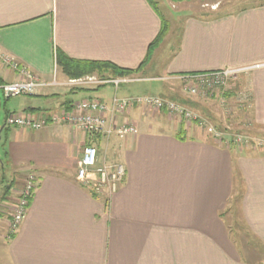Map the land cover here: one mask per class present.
I'll list each match as a JSON object with an SVG mask.
<instances>
[{
  "label": "crops",
  "instance_id": "1",
  "mask_svg": "<svg viewBox=\"0 0 264 264\" xmlns=\"http://www.w3.org/2000/svg\"><path fill=\"white\" fill-rule=\"evenodd\" d=\"M178 12L176 43L154 52L141 79L246 68L241 82L250 91L254 121L264 125V3L216 17ZM159 29L146 0H0V50L17 66L0 61V86L21 80L20 70L47 84L7 99L0 91L1 207H8L26 174L38 180L10 239L0 212V264H264V154L223 149L196 127L180 140L178 123L165 130L163 114L138 108L116 118L107 114L115 126L136 127L122 140L84 138L65 125L30 130L5 124L11 114L38 118L73 102L96 99L110 106L114 94L131 97L119 90L106 95L114 88L109 84L75 89L57 69L55 52L136 69ZM153 70L157 75H146ZM54 79L57 84L49 85ZM85 142L96 148L98 166L125 167L110 197L76 179ZM233 207L249 231L243 236H253L261 250L239 243L245 241L240 229L238 239L225 219Z\"/></svg>",
  "mask_w": 264,
  "mask_h": 264
},
{
  "label": "rangeland",
  "instance_id": "2",
  "mask_svg": "<svg viewBox=\"0 0 264 264\" xmlns=\"http://www.w3.org/2000/svg\"><path fill=\"white\" fill-rule=\"evenodd\" d=\"M158 11L161 13L162 17L168 24L167 33L160 40L158 45L152 52V55L155 51L162 54L164 50H166L167 42L176 43V38L178 36V31L181 23L182 12L181 9L185 12L184 14H192L196 17H206V16H222L228 13H233L238 11L241 8H245L251 5L264 3V0H186L179 1L181 3L176 4L177 2H173L172 0H152ZM173 2V3H172ZM181 14V15H180ZM179 17V18H178ZM173 47V45H171ZM170 47V48H171ZM2 55L0 50V56ZM157 60V57L155 58ZM154 60V59H153ZM152 60V61H153ZM155 60V61H156ZM1 61V57H0ZM2 62V61H1ZM5 64V62H2ZM149 63V62H148ZM147 63V64H148ZM143 70V68H142ZM142 70L131 77L128 78H110L108 75L104 76H91L89 78L93 79L94 84H86L81 86L71 85L75 89H96L99 86H105V84L100 83L105 80H118L124 79L125 82L121 83V85L115 86L114 84H109L112 87H108L106 90V95H110L111 92L115 90H119V95H131L128 97H118L114 94L113 97H116L118 100L122 99H130L133 97H142L144 96H154L157 98H161L167 102L173 103L178 106L180 109L185 110V112H189L193 119H186L185 116L175 112H169L166 107L155 109L152 107H143L136 104H132L130 108H127L124 111V114L127 115L129 110L133 108H138L144 110L148 115L150 114H163L166 120L167 126H164L165 130H171V128H177L178 132H184L187 128L196 127L201 134L207 139L210 138L211 141L219 144V147L223 149H231L236 152L246 153V154H254L258 153L264 154V127L262 125L257 124L253 118V110L251 102L250 91L245 87V82H241V72L235 73L234 75L226 78L221 83H210L209 80H192L189 82H183V78L186 76H178L176 78H171L170 80L164 79H156V80H145L141 78H145L146 76L142 73ZM149 71V70H148ZM147 72L146 75H157V71ZM19 73V72H18ZM161 77L166 75L158 72ZM145 76V77H144ZM90 79V80H91ZM169 83V85L167 84ZM171 84V85H170ZM167 85L166 93H163L159 96L157 95H146V94H158L162 93L163 87ZM196 88L194 93L192 90ZM92 92V91H91ZM169 94V96L167 95ZM139 95V96H137ZM142 95V96H141ZM2 103L6 99L1 96ZM96 100V99H94ZM8 102V101H7ZM75 102L69 105L70 108ZM52 113V112H49ZM54 113V112H53ZM2 119L0 118V125L3 122V111L0 112ZM113 117L116 118L115 112L112 113ZM122 114V115H124ZM121 117V114L119 115ZM113 117H109V124L112 126L113 132L110 133L108 138L115 136L114 134V124L112 123ZM130 124V123H124ZM56 125H65L72 129L78 135H82L84 138L98 136L92 134H82L78 132L73 127L66 125L64 123H57ZM123 125V124H122ZM121 126V125H120ZM172 126V127H171ZM10 127V126H8ZM134 127V126H133ZM179 127V128H178ZM16 128V127H15ZM136 128V127H134ZM137 132V129H136ZM216 135V138L212 135ZM130 136V135H127ZM125 136V137H127ZM116 137V136H115ZM125 137L119 139L122 140ZM86 145H91L85 142L82 146V150ZM93 146V145H91ZM94 147V146H93ZM97 151V150H96ZM82 153V151H81ZM98 156V152H97ZM27 175H33L32 173H28ZM22 180V185L19 189L16 190L13 198H10L7 204L8 207H1L2 202L0 203V212L4 211L7 216V220L10 221L11 215L13 214L14 205L16 204V200L19 198V192L25 188V177ZM36 179V177H35ZM240 185L237 184V189H239ZM119 188V187H118ZM117 188V189H118ZM117 190H115L116 192ZM103 191V194L107 196ZM114 192V193H115ZM112 193V194H114ZM111 194V195H112ZM6 206V205H5ZM238 206V205H237ZM238 208L233 207V212L225 215V219L227 220V224L229 226L232 225V229L235 230L233 233L240 229L241 237L245 239L240 240L239 243H246L249 245L254 251L255 249L261 250V245L254 239L252 236L250 241V236L245 238L243 235L248 234V230L243 225L241 221V215L237 212ZM246 232H245V231ZM248 231V232H247ZM8 233V227H7ZM239 234V232H238ZM238 234H236L238 236ZM239 235V236H240ZM238 236V239H240ZM8 239H10V235H7ZM237 239V240H238ZM242 241V242H241ZM244 241V242H243ZM248 243V244H247ZM243 247V246H242ZM263 255V254H262ZM248 259L256 260L255 255H251Z\"/></svg>",
  "mask_w": 264,
  "mask_h": 264
},
{
  "label": "built area",
  "instance_id": "3",
  "mask_svg": "<svg viewBox=\"0 0 264 264\" xmlns=\"http://www.w3.org/2000/svg\"><path fill=\"white\" fill-rule=\"evenodd\" d=\"M1 61L9 65L11 68L17 70V66L9 62L8 58L1 55ZM246 70L243 69H227L213 73H207L202 75L186 76L183 78V82H189L192 80H202L210 79V83H221L224 79L234 75L235 73H240ZM19 74L22 79L16 82L4 84L0 86V91L4 98L20 96V95H32L38 87L45 86L39 81L37 77L28 73L25 70H20ZM89 77L79 79V80H68L69 85H86L94 84L93 79ZM124 79L118 80H105L101 81L102 84H114L115 86L124 83ZM56 80H52L49 84L55 86ZM116 88V87H115ZM196 88L192 90V93ZM136 104L143 107L152 108H165L169 112H175L185 116L186 119H193V116L189 112L180 109L173 103L162 100L154 96H142L133 97L130 99L118 100L116 97L112 98L110 106L106 103L87 99L74 103L70 108L62 109L54 113H46L40 117H35L29 114H11L6 116L5 124L10 127L30 129V130H41L44 129L49 124L64 123L76 129L82 134H92L104 137L108 139L112 130V126L109 124L111 120L107 114L115 112L117 115L124 114L127 108H130L132 104ZM114 134L117 138L121 139L127 135H135L136 128L131 124H123L121 126L113 127ZM216 135H212L216 138ZM125 177V167L121 162H115L112 164H103L101 166L97 165V151L96 148L91 145H86L81 153L78 160L76 179L83 185L88 186L93 189L95 194H102L103 191L110 197L112 193L117 190L119 185L123 182ZM25 188L19 192V198L16 200L14 205L13 214L11 215L10 221H8V235H13L25 217L27 211L28 200L32 196V192L35 189L36 179L34 175H27L25 177Z\"/></svg>",
  "mask_w": 264,
  "mask_h": 264
},
{
  "label": "trees",
  "instance_id": "4",
  "mask_svg": "<svg viewBox=\"0 0 264 264\" xmlns=\"http://www.w3.org/2000/svg\"><path fill=\"white\" fill-rule=\"evenodd\" d=\"M146 1L152 7L156 15L159 17L160 29L155 39L148 46L145 58L143 59L141 64L136 69H126L123 67H119L111 62H105V61L75 60L65 55L62 51L57 50L55 52V64L59 72L67 80H79V79H83V78H87V77H91L95 75L100 76V77L104 75H108L110 76V78L111 77L112 78H115V77L128 78L140 72L142 68L150 61L153 50L155 49V47L158 45V43L164 37V35L167 33V30H168V24L162 17L161 13L158 11L155 3L152 0H146ZM172 1L179 2V1H186V0H172ZM262 127H264V125H262ZM179 135H180L179 136L180 140H184V137H183L184 134L182 132H179ZM37 181L38 180H36L35 189L37 187ZM35 189L32 192L31 198L28 200L27 208L29 207L32 201ZM12 237L13 235H10V238Z\"/></svg>",
  "mask_w": 264,
  "mask_h": 264
}]
</instances>
